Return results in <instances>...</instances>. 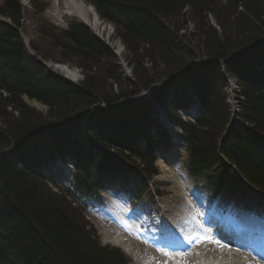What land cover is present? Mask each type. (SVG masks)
<instances>
[{
	"label": "trees",
	"instance_id": "obj_1",
	"mask_svg": "<svg viewBox=\"0 0 264 264\" xmlns=\"http://www.w3.org/2000/svg\"><path fill=\"white\" fill-rule=\"evenodd\" d=\"M19 2L6 0L0 14L19 24ZM90 2L102 19L115 25L116 36L128 48L135 81L117 96L113 87L125 84L118 59L84 25L73 21L59 36L48 29L41 32L44 40L52 37L51 48L65 57L61 61H73L84 72L80 86L30 59L19 30L0 26V247L15 241L23 244L3 247V264H129L119 249L101 246L86 216L93 213L101 186L107 183L128 181L140 198L147 192L142 176L124 177L129 172L125 162L134 161L127 149L140 161L142 170L135 174L144 173L145 178L157 174L150 155L158 143L147 140L146 154L138 144L141 130L152 125V102L143 98L133 102L154 82L163 81L153 96L157 105L165 103L168 86L176 80L193 87L209 83L215 89L207 97L217 89L204 106L203 117L185 132L189 145L185 170L233 202L243 197L260 202L264 196V141L258 139L264 134V46L243 53L264 41V0ZM33 7L39 14L47 6L35 2ZM191 22L193 33L186 35ZM219 60L226 61L229 75L238 77L246 99L243 118L255 125L248 130L250 124L234 122L225 138L230 111L220 87L221 66L215 63ZM177 73L184 79L176 78ZM25 96L48 112L39 114ZM46 129L51 131L35 139ZM54 157H69L76 165L75 180L59 186V192H53L39 174ZM9 158L15 167L6 164ZM16 167L18 172L11 174L9 168Z\"/></svg>",
	"mask_w": 264,
	"mask_h": 264
},
{
	"label": "rangeland",
	"instance_id": "obj_2",
	"mask_svg": "<svg viewBox=\"0 0 264 264\" xmlns=\"http://www.w3.org/2000/svg\"><path fill=\"white\" fill-rule=\"evenodd\" d=\"M42 2H44L45 4L48 3V10L46 13H44L42 16L38 15V14H34L31 7H30V0H22L23 6L26 7L25 9V21H24V27L22 29H24L22 31V36L27 40V44H29V48L28 51L31 55H37L38 53L42 56L44 54H52V60L47 61L48 65L50 62L52 63H58V60H63L65 57L62 55L61 51H59L58 49H56L55 47L52 49L50 45H52L54 43L53 40H51L50 38H47V41L43 40L42 35L40 34V32L42 31H46L47 29L52 32L55 36H59L60 33L64 30H67L69 28V25L72 21H74V19L76 17L74 16H67L66 14L64 15L62 12L64 11L65 5H64V0H40ZM86 1L88 4L90 0H84ZM5 2V0H0V6H2V4ZM62 13V14H61ZM76 20V19H75ZM210 23H212L211 18H209ZM215 22H213L214 25ZM106 25V24H105ZM194 23L191 22V24L188 26V29L186 30V32L188 31V33H185L186 35H189L190 33H193L194 30ZM107 30L102 31V29H94V28H90L92 32H94L96 35H98L99 37H101L103 40H105V42H108L112 48H114V51L116 52L117 55V59L121 70L123 69V72L125 69H131L132 64L129 63L130 58L128 57V48L125 47L122 39H120L119 37H115V34H117V31H115V27H113L110 24H107ZM183 33V31H182ZM50 47V49L52 51H47V49ZM57 59L56 61L54 59ZM72 60V59H71ZM75 62L73 61H68V63H64L65 65H67L68 67L72 69H75V71L77 70V72L79 73V75L81 77H83V73L81 71V69L79 67H76ZM62 64V63H61ZM150 66V64H149ZM51 68L53 70H55L54 65L51 66ZM56 71V70H55ZM58 72V71H56ZM97 72V71H96ZM59 74L64 75L62 72H58ZM79 76V77H80ZM123 81H125V84L122 85H117V87H113V92L115 93L114 95L117 96V94H120L122 92L126 91L127 85L131 84V81L126 80L125 78H123ZM25 102L27 103V105H29L30 107H32L33 109H35L39 114L40 112L43 114H46L48 112L47 107L42 105L41 103L39 104V102L29 99V98H25ZM1 126V124H0ZM176 163H178L176 161ZM174 164L173 162H165V167L162 163L159 164V176H158V181L164 182V183H168V185H166L165 187L162 185H157L153 188V190H164L167 191L166 196L160 198L159 201H156V212L158 213V216L160 218V220H164V217H167L168 220H173L175 218L176 213H185L189 216H192V212L193 208L191 206V202L189 199H192V194L194 193L195 189L191 186V183L188 181H184V180H178L177 177L180 178V175L178 173V164ZM175 178L176 182H172L169 181L166 178H171V177ZM177 179V180H176ZM108 200L110 202H113L114 204H116L118 207H120L121 209H118L116 212V216L111 214L112 211H114V209H111L110 212L107 213H102L100 216H98L96 219L92 218L91 220H89V223H91L93 225V229H96L98 236L100 238V243L101 245H107L112 247V245L108 244L105 241V233H107L106 231H110L114 226V223H118L121 226L125 227V234L127 237L130 238H134L135 239V243L138 245L140 244V239L138 238V236H133L132 235V229L131 226H129V224L122 219L120 215H122L120 213V210H122V206H125V203L123 201L120 200H116L114 198H110L108 197ZM143 214V213H142ZM220 215H215V219H216V224L219 225L220 223L225 224L226 226L225 228L228 230H231V224L228 221V218L226 215H222L221 213H219ZM193 217V216H192ZM240 227H242V231H244L245 229H250L251 228V223L250 220L245 219V218H240ZM207 225L211 224L210 221H207ZM88 223V222H87ZM88 223V224H89ZM159 228H163V224L158 225ZM177 229H179V227H176ZM245 232V231H244ZM219 239H217L216 241H218ZM212 246L216 247L215 244H213ZM226 249V248H225ZM225 249L222 250L225 251ZM219 252V251H218ZM190 252H182V254H180L179 256L177 255H172L176 258V262L177 264H185L184 261L187 260L188 261H192V257L193 255L189 256ZM221 255H223V258H221L222 260L225 261V259H229L232 260L233 258H228V256H226L225 254H222L221 252H219ZM238 254V253H236ZM159 255V254H158ZM182 255V256H181ZM184 255V256H183ZM186 255V256H185ZM241 256H244L242 254H240ZM250 255V254H249ZM127 257L129 259H131L132 264H141L139 263V259L135 258L133 256H129L127 255ZM148 257L152 258L151 260L147 259L146 262L145 261H141L142 264L147 263V264H161V260H157L155 258H153L152 256H150L148 254ZM184 257H187L186 259H184ZM245 257V256H244ZM249 257V258H248ZM245 257L247 264H256L255 261H253V257L252 256H248ZM190 259V260H189ZM194 259V257H193ZM236 259H238V257H234V260L236 261ZM172 260H175L172 257H168L165 258V263L166 264H170V262ZM175 264V263H172Z\"/></svg>",
	"mask_w": 264,
	"mask_h": 264
},
{
	"label": "bare ground",
	"instance_id": "obj_3",
	"mask_svg": "<svg viewBox=\"0 0 264 264\" xmlns=\"http://www.w3.org/2000/svg\"><path fill=\"white\" fill-rule=\"evenodd\" d=\"M64 5H65V8H64V11L62 12L64 15L66 14L68 16L70 15V16L77 17L80 21L84 22L86 25L90 26L91 28H94L97 30L102 29V31L100 32L107 30V26L101 23L99 15H97L93 6L88 4L86 1L84 0H64ZM56 68L58 72L61 71L64 74L68 75V77L75 76V72L73 71L71 72L70 69L64 66L63 64L56 65ZM174 76L177 78L184 79V75L180 73H177ZM131 80H132V83L135 81L134 78H132ZM158 85H160L159 82H154L150 85V87H154ZM141 91L145 92L144 89H142ZM241 123H245V126H249L250 124V128H248V130H252L255 127L254 124H252L250 121L244 118L241 119L240 124ZM6 164H8L10 167H15L14 159L12 158H9ZM9 171H13L11 172V174H13L14 172H18L17 167L9 168ZM131 217L136 218L137 221L139 219V215L136 213H134V215H132ZM106 232L107 233H105L104 238L108 244L122 248L123 251H125V253H127L129 256L138 258L139 263L141 264H142L141 261L146 262L147 259L149 260L152 259L148 257V252H151L153 257L157 255L156 250L151 251L147 247L145 248L143 245H137L136 243H134L133 240L127 239L125 236L122 235V231L118 226ZM170 237H173L174 239V243H171V244H175V245L180 244V242H182L186 238V236L184 237V235H179V236L173 235L172 232H171ZM162 243H163V247H165L164 251L166 252L167 248H169V246H167L166 244L170 243L168 238L165 237V240ZM226 244L219 243V246L223 247V246H226ZM12 245L23 247V244L21 242L15 241L10 245L1 246L0 251L3 247L12 246ZM191 246H194V248H196V250L192 252L194 259L192 258V261H188L185 264H247L246 258L244 256H241L240 254H234L231 251H228V249H227V251L229 252L227 254L228 258H233V259L232 260L225 259L224 261L218 255H216L215 251L213 252L212 249L205 244L199 245V242L197 241L193 243ZM165 255L166 253L161 254L158 257L160 258L159 260H161V264H166L165 258L167 257H165ZM236 256L238 257V259H236L235 261L234 257ZM172 263L177 264V262L173 260L170 262V264ZM144 264H147V263H144Z\"/></svg>",
	"mask_w": 264,
	"mask_h": 264
},
{
	"label": "snow or ice",
	"instance_id": "obj_4",
	"mask_svg": "<svg viewBox=\"0 0 264 264\" xmlns=\"http://www.w3.org/2000/svg\"><path fill=\"white\" fill-rule=\"evenodd\" d=\"M206 239H211L210 237H206ZM215 243H219V241H213Z\"/></svg>",
	"mask_w": 264,
	"mask_h": 264
}]
</instances>
